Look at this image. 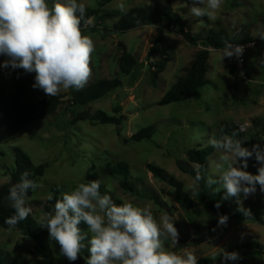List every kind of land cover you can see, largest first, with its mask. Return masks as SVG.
<instances>
[{
	"label": "rangeland",
	"instance_id": "rangeland-1",
	"mask_svg": "<svg viewBox=\"0 0 264 264\" xmlns=\"http://www.w3.org/2000/svg\"><path fill=\"white\" fill-rule=\"evenodd\" d=\"M102 1L78 0L86 5V10L97 9ZM166 1L113 0L101 8L100 14L94 18V26L85 27L83 31L93 40L95 51L91 56V78L81 90L99 80L117 78L122 81L121 87L92 103L89 110L92 114L104 111L113 117L125 116L123 123L116 126L91 121L74 122L82 108H74L75 114L72 115L63 105L56 115L31 124L15 137H10L1 127L0 187L10 181L16 168V148L28 155L35 167L44 166L43 176L36 178L43 187L27 197L26 206L32 209L31 215L39 226L48 231L39 222L41 214L49 212L44 207L53 187L61 193L71 192L79 183L85 182L90 172L100 174L107 164L126 162L130 166L132 182L147 198L125 191L118 178L100 175L103 194L141 207L150 204L157 220L168 212L177 223L182 240L178 238L175 245L171 240L165 241L166 248L178 254H183L187 248L197 255L198 262L208 259L211 264H264V226L254 220L255 215L264 219V193H261L259 185L255 194L227 199L233 206L250 210L251 216L241 220L228 219L226 225L218 226L219 218L203 209L196 200L195 191L191 189L194 178L178 166L179 163L186 169L197 170L198 166L191 163L187 151L211 147L209 137L221 136L218 128L224 121L239 127L245 136L244 148L251 150L255 144L264 148V40L259 38L264 33V0H223L216 19L205 17L200 23L186 7L189 0H171L174 9L186 18L193 34L223 29L235 43L251 41L256 44L247 56V80L238 77L233 58L222 61L220 51L211 49L206 75L208 83L200 96L160 106L159 101L183 75V69L202 47L190 46L175 32L167 33L170 59L158 82L153 85L148 70V52L155 40V27L144 26L120 34L113 31V26L123 15L116 8L121 2L129 10ZM48 2L51 6L54 0ZM124 46L139 63L130 75L120 71L119 61ZM7 59V56L0 55V77L7 92L12 93L21 69L3 67ZM34 82L29 86L32 101L48 97L42 90L33 88ZM69 91L62 90L59 94ZM149 126L155 129L150 140L139 143L130 140L132 135ZM211 151L209 171L214 174L218 156L215 149ZM149 165L162 169L168 181L155 177L148 169ZM247 165L243 170L258 174L260 165L254 157L247 160ZM220 193L224 195L225 190L221 189ZM184 197L188 198L190 205L180 202ZM88 238L90 236L86 244ZM0 247V264H49L45 257L36 254L32 240L19 229L9 231L0 227ZM54 250L52 262L55 264L56 259L63 264H86L81 254L77 260L69 261L60 254L58 244ZM224 251H236L240 259L225 261Z\"/></svg>",
	"mask_w": 264,
	"mask_h": 264
},
{
	"label": "clouds",
	"instance_id": "clouds-1",
	"mask_svg": "<svg viewBox=\"0 0 264 264\" xmlns=\"http://www.w3.org/2000/svg\"><path fill=\"white\" fill-rule=\"evenodd\" d=\"M222 4L223 0H189L186 7L200 23L205 17L215 20ZM116 8L127 14L123 2ZM85 13L86 5L78 0H54L51 6L48 0H0V55L8 57L2 66L35 73L33 88L50 97L62 90L83 89L92 75L90 63L95 51L93 40L82 30V25L94 26V17L85 18ZM259 38L264 40V33ZM244 50L245 46L224 40L221 59L239 60ZM221 133L219 138L213 135L208 140L218 156L215 173L204 176L197 169L191 189L198 190L203 180L213 192L225 190V200L255 194L257 184L264 193V148L255 144L249 150L241 147L234 133L226 134L223 129ZM253 157L260 165L256 175L243 170ZM28 176L25 172L21 181L9 189L7 199L14 209V214L4 221L9 231L32 212L26 206L29 190L35 192L43 187ZM100 188L99 180L81 182L71 192L62 193L52 212L41 214L39 223L59 245L61 255L69 261L77 260L85 247L83 241L90 236L86 264H198L193 251L185 248L183 254H178L165 247L168 240L175 245L179 235L167 212L157 220L150 204H116L110 195L101 194ZM48 199L53 196L49 194ZM215 206L219 208L220 203ZM238 210L245 217L251 216L250 210L242 206ZM227 221L228 216L221 215L218 226ZM81 223L86 225L87 233L82 231ZM222 255L225 261L240 259L236 251H224Z\"/></svg>",
	"mask_w": 264,
	"mask_h": 264
},
{
	"label": "trees",
	"instance_id": "trees-1",
	"mask_svg": "<svg viewBox=\"0 0 264 264\" xmlns=\"http://www.w3.org/2000/svg\"><path fill=\"white\" fill-rule=\"evenodd\" d=\"M112 1L113 0H103L97 9H87L85 18L97 17L101 12V8L105 7ZM144 26L155 27V40L153 46L148 52V70L150 72L153 85H156L158 82L160 75L165 71L167 63L170 59L168 45L166 42L167 33L175 32L190 46L202 47L201 50L196 52L189 65L183 69V75L178 78L177 82L159 101L160 106L181 102L186 98H198L201 91L208 83L206 75L208 72L210 50L213 49L220 51L223 47L224 40H229L233 44H237L234 39L230 37L228 32L223 29H210L200 34H193L189 29V24L186 18L174 9L171 0H167L165 3L155 6L147 5L129 9L127 14H123L120 20L113 26V31L124 34ZM82 30H85L83 25ZM122 50L123 53L119 61L120 71L124 75H130L139 63L136 58L127 51L125 46L122 47ZM34 80L35 73H25L21 69V74L15 81L13 92L8 93L4 85H2L0 77V128L4 127L10 137H15L31 124L43 118L56 115L59 108L63 105L66 106L67 110L71 111L72 115L75 114L73 111L74 108H82L81 112L77 113L74 122L91 121L99 124H113L120 126L125 120V116L113 117L109 116L104 111H97L92 114L89 110V106L92 103L100 100L122 86V81L117 78L99 80L92 83L84 90L70 89L68 93L58 94L54 97L48 96L38 102H33L29 96V86L34 82ZM221 129L224 130V133L229 135L234 133V138L240 141L241 147L245 145V136L240 131L239 127L234 123L224 121L219 125V134H222ZM154 132V127L149 126L132 135L130 140L135 143L150 140ZM211 150L212 147H206L201 150L190 149L187 151V156L189 157L191 163L196 164L201 174L204 176L211 175L208 162V157L211 154L210 152H212ZM0 155H2L1 152ZM15 155L16 168L11 174V179L8 183L0 187V227L3 229H9V226L5 224L4 221L6 218L14 214L11 202L7 199L9 189L14 184L21 181L22 175L25 172H28V178L34 181H36V178L42 177L44 174V166L35 167L28 155H26L21 149L16 148ZM178 166L183 172L195 178L196 169L191 167L186 169L179 163ZM148 169L161 181H168V177L159 167L149 165ZM100 175L118 178L120 186L125 191L134 196L147 198L146 194H141L138 191V187L135 185L136 183L132 182L133 179H131L130 166L126 162H119L116 165L107 164L100 171V174L97 172H90L86 176L85 182L91 180H99L101 182L100 191L101 194H103ZM213 187H215V185ZM33 193L34 192L32 190H29L27 197H31ZM61 195L62 193L59 189L57 187H53V199L48 200L44 209L52 212L54 210L56 200L60 199ZM195 196L196 200L202 205L203 209L213 213L217 219L221 215H227L228 219L241 220L245 218V216L238 210V206H233L227 201V199H222L224 195L220 192L216 193L211 189L206 188L203 180L200 182L198 190L195 191ZM112 200L116 204L123 203V201L117 199ZM177 200H179L178 197ZM180 202L187 205L191 204L187 197H184ZM217 202L220 203L219 208L215 206ZM254 220L256 224L264 226V219L260 216L255 215ZM173 222L174 226L178 230V238L182 240L178 225L174 220ZM80 227L83 232L87 233L86 225L81 223ZM13 229H19L32 240L33 247L37 255L45 257L49 264H55L52 260L55 256L54 247L57 243L50 239L49 232L44 231L39 226L31 213L28 218L21 221ZM198 234L200 233L198 232ZM86 240L87 238L83 241L85 247L80 252L85 259L90 256V252L88 250L89 245L86 244ZM250 247L251 246L249 245L248 248ZM257 251L258 248L256 249V252ZM0 257H2L1 247ZM63 263V261L56 259V264ZM198 264H211V261L203 259L200 260Z\"/></svg>",
	"mask_w": 264,
	"mask_h": 264
},
{
	"label": "built area",
	"instance_id": "built-area-1",
	"mask_svg": "<svg viewBox=\"0 0 264 264\" xmlns=\"http://www.w3.org/2000/svg\"><path fill=\"white\" fill-rule=\"evenodd\" d=\"M255 44H256L255 42H251V41H248L246 43H237V45L245 46V50H244L242 58L239 60L236 58H233L234 68L237 72L238 77L242 80H247V73L245 70V65L247 62V56H248L249 52L251 51V49L254 48Z\"/></svg>",
	"mask_w": 264,
	"mask_h": 264
}]
</instances>
